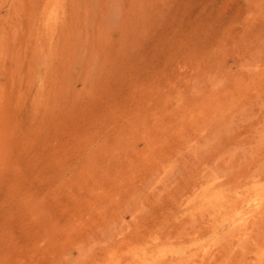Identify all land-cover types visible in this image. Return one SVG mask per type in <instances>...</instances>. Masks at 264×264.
Wrapping results in <instances>:
<instances>
[{"label": "rangeland", "instance_id": "1", "mask_svg": "<svg viewBox=\"0 0 264 264\" xmlns=\"http://www.w3.org/2000/svg\"><path fill=\"white\" fill-rule=\"evenodd\" d=\"M256 196L264 0H0V264H264Z\"/></svg>", "mask_w": 264, "mask_h": 264}, {"label": "bare ground", "instance_id": "2", "mask_svg": "<svg viewBox=\"0 0 264 264\" xmlns=\"http://www.w3.org/2000/svg\"><path fill=\"white\" fill-rule=\"evenodd\" d=\"M257 197V196H256ZM255 199L249 200L247 202V209L245 212H243L241 214V216L238 218L236 224L238 223V225L240 227L242 226H246L247 222L249 220V218L252 216L253 213L258 212L257 210L260 209L261 205H262V201L264 200L263 197H257ZM228 202V201H227ZM239 205V204H238ZM263 207V206H262ZM233 212V211H232ZM256 214V213H255ZM254 217V216H252ZM236 218V217H235ZM235 220V219H234ZM239 227V228H240ZM244 228V227H243ZM239 236V235H238Z\"/></svg>", "mask_w": 264, "mask_h": 264}]
</instances>
